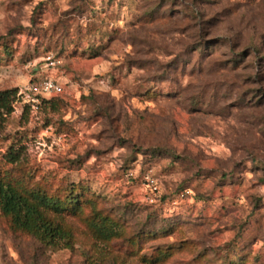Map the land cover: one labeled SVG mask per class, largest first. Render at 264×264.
<instances>
[{
	"label": "rangeland",
	"instance_id": "374dc122",
	"mask_svg": "<svg viewBox=\"0 0 264 264\" xmlns=\"http://www.w3.org/2000/svg\"><path fill=\"white\" fill-rule=\"evenodd\" d=\"M42 78L0 176L77 195L74 246L0 213V264H264V0H0V90Z\"/></svg>",
	"mask_w": 264,
	"mask_h": 264
},
{
	"label": "trees",
	"instance_id": "16d2710c",
	"mask_svg": "<svg viewBox=\"0 0 264 264\" xmlns=\"http://www.w3.org/2000/svg\"><path fill=\"white\" fill-rule=\"evenodd\" d=\"M36 81L38 79L31 82ZM18 100L17 89L0 90V121L13 112V105ZM18 159V154L9 153V163H16ZM79 203L77 195L61 199L43 190L22 188L12 183L6 174L0 176V213L8 219L14 231L31 236L45 247L73 249V231L59 216L64 212L74 214ZM94 234L99 239L109 240L121 237L122 232L112 224L101 225Z\"/></svg>",
	"mask_w": 264,
	"mask_h": 264
},
{
	"label": "built area",
	"instance_id": "2783aa9c",
	"mask_svg": "<svg viewBox=\"0 0 264 264\" xmlns=\"http://www.w3.org/2000/svg\"><path fill=\"white\" fill-rule=\"evenodd\" d=\"M49 65H54V61L46 58ZM62 92V87L55 80L49 78L38 79L36 82H31L27 85L24 91L18 94L22 98V102L32 110L38 109L40 102L50 95H57ZM148 186L155 189L154 184L148 178L146 179Z\"/></svg>",
	"mask_w": 264,
	"mask_h": 264
}]
</instances>
